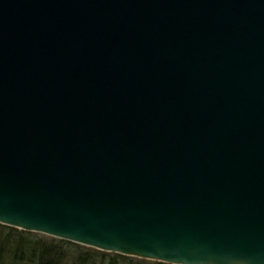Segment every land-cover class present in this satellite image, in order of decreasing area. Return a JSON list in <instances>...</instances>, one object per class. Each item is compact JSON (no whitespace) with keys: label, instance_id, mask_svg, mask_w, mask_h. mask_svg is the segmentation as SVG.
Masks as SVG:
<instances>
[{"label":"water","instance_id":"water-1","mask_svg":"<svg viewBox=\"0 0 264 264\" xmlns=\"http://www.w3.org/2000/svg\"><path fill=\"white\" fill-rule=\"evenodd\" d=\"M0 224L264 264V0H0Z\"/></svg>","mask_w":264,"mask_h":264},{"label":"rangeland","instance_id":"rangeland-1","mask_svg":"<svg viewBox=\"0 0 264 264\" xmlns=\"http://www.w3.org/2000/svg\"><path fill=\"white\" fill-rule=\"evenodd\" d=\"M1 226V225H0ZM5 227V226H3ZM16 231H11V230ZM0 228V264H154V261L101 252L74 243L61 245L58 239ZM19 257V259H18ZM164 264V263H163Z\"/></svg>","mask_w":264,"mask_h":264},{"label":"trees","instance_id":"trees-1","mask_svg":"<svg viewBox=\"0 0 264 264\" xmlns=\"http://www.w3.org/2000/svg\"><path fill=\"white\" fill-rule=\"evenodd\" d=\"M0 228H3V229H12V228H9V227H3V226H0ZM11 231H16V230H11ZM26 233V232H25ZM59 241V243L61 244V245H63V244H65V245H67V244H69L68 242H65V241H62V240H58ZM116 256H118V257H120L122 260H124V262L126 261V258L125 257H123V256H121V255H117V254H115ZM18 259H19V257H18ZM154 264H163V263H158V262H155Z\"/></svg>","mask_w":264,"mask_h":264},{"label":"bare ground","instance_id":"bare-ground-1","mask_svg":"<svg viewBox=\"0 0 264 264\" xmlns=\"http://www.w3.org/2000/svg\"><path fill=\"white\" fill-rule=\"evenodd\" d=\"M65 242H68V241H65ZM68 243H70V242H68ZM89 248V247H88Z\"/></svg>","mask_w":264,"mask_h":264}]
</instances>
